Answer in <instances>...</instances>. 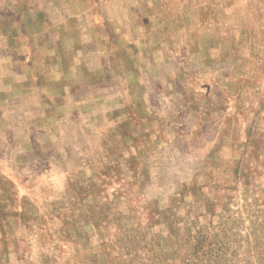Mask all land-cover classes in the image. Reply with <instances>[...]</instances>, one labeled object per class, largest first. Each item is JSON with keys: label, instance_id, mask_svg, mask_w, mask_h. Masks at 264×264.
<instances>
[{"label": "rangeland", "instance_id": "rangeland-1", "mask_svg": "<svg viewBox=\"0 0 264 264\" xmlns=\"http://www.w3.org/2000/svg\"><path fill=\"white\" fill-rule=\"evenodd\" d=\"M14 1L0 264H264V0Z\"/></svg>", "mask_w": 264, "mask_h": 264}, {"label": "crops", "instance_id": "crops-1", "mask_svg": "<svg viewBox=\"0 0 264 264\" xmlns=\"http://www.w3.org/2000/svg\"><path fill=\"white\" fill-rule=\"evenodd\" d=\"M17 1V0H16ZM1 2V0H0ZM11 3H15L14 0H11ZM12 5L10 4L9 5V8L11 9L10 12H13L14 9H12L11 7ZM9 12V13H10ZM16 14L13 13L12 15H8V16H5L4 14H1L0 13V37H6L7 38V35L10 33V31L12 29H14V27L10 24H6V20H9L11 19L12 17H14ZM23 17V16H22ZM24 17H26L24 15ZM45 24L44 23H40L38 26H37V29H36V33H40L42 31H44L46 28H45ZM32 35H35V34H32L31 31L27 32L26 33V36H32ZM23 45L19 46L16 51H17V55H18V60L20 61L21 64H25L27 65L29 60H30V56H29V46L26 44V43H22ZM18 67H24L23 65H18ZM34 71L30 72L29 73V82L31 84H34V78H33V73Z\"/></svg>", "mask_w": 264, "mask_h": 264}]
</instances>
